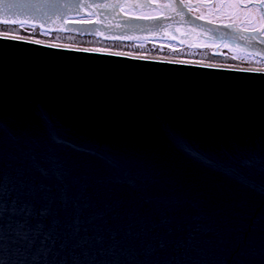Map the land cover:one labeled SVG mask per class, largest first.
I'll return each mask as SVG.
<instances>
[{
  "label": "water",
  "instance_id": "water-1",
  "mask_svg": "<svg viewBox=\"0 0 264 264\" xmlns=\"http://www.w3.org/2000/svg\"><path fill=\"white\" fill-rule=\"evenodd\" d=\"M194 5L0 0V24L264 58V26ZM10 36L0 264H264V67Z\"/></svg>",
  "mask_w": 264,
  "mask_h": 264
},
{
  "label": "bare ground",
  "instance_id": "bare-ground-1",
  "mask_svg": "<svg viewBox=\"0 0 264 264\" xmlns=\"http://www.w3.org/2000/svg\"><path fill=\"white\" fill-rule=\"evenodd\" d=\"M0 33L14 36H22L32 39L49 40L61 44L70 45H84L93 48H101L106 50H114L120 52L160 56L176 59L199 60L205 62H215L222 64H235V65H250L264 67V60L262 62L246 61L236 57L231 52L225 50L227 57L219 58L211 55V48H190L179 47L173 48L167 45H161L154 42H125V41H101L91 37H83L74 34H67L61 32H44L35 26L25 25H4L0 24Z\"/></svg>",
  "mask_w": 264,
  "mask_h": 264
},
{
  "label": "rangeland",
  "instance_id": "rangeland-1",
  "mask_svg": "<svg viewBox=\"0 0 264 264\" xmlns=\"http://www.w3.org/2000/svg\"><path fill=\"white\" fill-rule=\"evenodd\" d=\"M195 5L193 10L198 13L219 20L237 19L245 27L264 26V20L259 5L256 2L264 0H190ZM46 32V31H44ZM147 42V41H146ZM154 43L167 45L173 48H179L180 44L167 40H153ZM208 47V46H206ZM206 47L202 48L205 49ZM211 48V47H210ZM238 58L246 61L262 62L264 59L243 54L239 51L225 49Z\"/></svg>",
  "mask_w": 264,
  "mask_h": 264
},
{
  "label": "snow or ice",
  "instance_id": "snow-or-ice-1",
  "mask_svg": "<svg viewBox=\"0 0 264 264\" xmlns=\"http://www.w3.org/2000/svg\"><path fill=\"white\" fill-rule=\"evenodd\" d=\"M252 31H260L259 29H253ZM264 34V33H262ZM7 39L9 40H16L18 39V37L16 36H10V37H7ZM262 43H264V41H261ZM36 43H39V41H36ZM53 47H55V45H53ZM98 49H92V51H97ZM81 51H90L89 49H81ZM245 72L249 71L248 69H244Z\"/></svg>",
  "mask_w": 264,
  "mask_h": 264
},
{
  "label": "flooded vegetation",
  "instance_id": "flooded-vegetation-1",
  "mask_svg": "<svg viewBox=\"0 0 264 264\" xmlns=\"http://www.w3.org/2000/svg\"><path fill=\"white\" fill-rule=\"evenodd\" d=\"M242 52V51H241ZM243 54H245L244 52H242ZM247 54V53H246ZM250 55V54H249ZM250 56H253V57H256V56H254V55H250ZM258 58H260V57H258ZM261 59H264V58H261Z\"/></svg>",
  "mask_w": 264,
  "mask_h": 264
}]
</instances>
